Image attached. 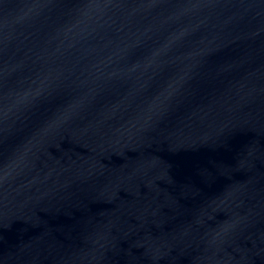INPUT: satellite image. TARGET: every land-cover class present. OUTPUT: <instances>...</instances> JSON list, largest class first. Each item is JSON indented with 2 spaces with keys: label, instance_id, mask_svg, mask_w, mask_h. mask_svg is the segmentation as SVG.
Instances as JSON below:
<instances>
[{
  "label": "water",
  "instance_id": "95a60500",
  "mask_svg": "<svg viewBox=\"0 0 264 264\" xmlns=\"http://www.w3.org/2000/svg\"><path fill=\"white\" fill-rule=\"evenodd\" d=\"M0 264H264V0H0Z\"/></svg>",
  "mask_w": 264,
  "mask_h": 264
}]
</instances>
